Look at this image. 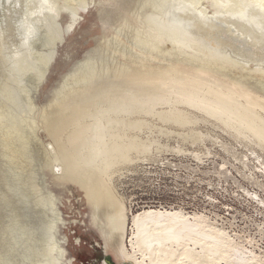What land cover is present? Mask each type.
<instances>
[{
  "label": "rangeland",
  "instance_id": "obj_1",
  "mask_svg": "<svg viewBox=\"0 0 264 264\" xmlns=\"http://www.w3.org/2000/svg\"><path fill=\"white\" fill-rule=\"evenodd\" d=\"M29 1H6L0 28V85L7 79L9 93H17L12 97L19 99L10 102L0 93V264H107L104 255L119 264L116 255L105 251L86 181L73 172L64 173L41 112L79 61L89 53L98 57L99 44L123 18L136 25L129 13L135 0H89L95 4L81 11L79 24L65 34L41 89L20 95L32 82L25 67L35 65V54L48 53L46 36L55 28L46 15L50 10L42 9L44 1ZM202 4L211 15L225 14L214 0ZM55 23L66 27L69 14L63 13ZM135 28L152 48L159 47V38L149 29ZM167 64L156 59L147 68L148 81L125 86L130 91L125 97L101 98L78 122L100 124L97 148L84 147L80 154L95 160L91 168L99 172L96 185L114 210L111 218L119 216L122 251L125 257L134 253V215L167 209L200 217L207 227L225 232L234 248L264 264V90L237 76L250 73L254 66L230 65L228 73L227 68L215 72ZM122 109H134L136 114ZM75 127L68 126L63 136L68 150ZM37 137L52 155L51 165L41 158ZM115 144L120 151L111 150ZM104 149L107 154L98 156L97 151ZM50 198L56 209L51 210ZM53 217H61V222L51 231ZM57 241L62 247L58 255Z\"/></svg>",
  "mask_w": 264,
  "mask_h": 264
},
{
  "label": "bare ground",
  "instance_id": "obj_2",
  "mask_svg": "<svg viewBox=\"0 0 264 264\" xmlns=\"http://www.w3.org/2000/svg\"><path fill=\"white\" fill-rule=\"evenodd\" d=\"M6 1L8 0H0V28L4 24ZM43 1L42 9L50 10L46 15L53 24L51 26L55 25V28L46 36L48 53L40 57L35 54V65L30 64L31 68L25 67V74L28 72L29 75L31 71L32 82L29 85L30 89H22L20 95L30 90L37 92L41 89L56 60L58 47L63 43L65 34L72 32L79 24L81 11H87L95 4L89 0H58L61 2L58 6L56 0ZM214 1L218 7L225 9V14L221 12L209 14L202 0H135L129 7V13L136 19V25H132L128 17L123 18L115 32L111 36L106 35L99 44L96 50L98 57L89 53L85 59L79 61L55 90L50 103L42 112L40 111L57 147L59 154L57 157L64 168V173L73 172L86 181L89 196L93 199L97 212L96 223L105 242V251L116 255L119 264H259L255 256H249L234 248L225 232L214 231L200 222V217L167 209H148L134 215L131 237L134 253L125 257L121 248L123 233L119 229V216L111 218L110 212L114 210L103 196V190L96 185L99 172L91 168L95 160L83 159L80 154L84 147L97 148L96 140L101 139L98 121L92 125L78 124L79 119L86 114L85 109L100 103L101 98L107 95H116L118 98L127 96L130 91L124 87L139 80L148 81L147 68L156 59L168 63V66L180 63L215 72H226L227 68L228 73L231 72L230 65L241 67L252 65L253 71L238 73L237 76L243 82H251L260 90H264V0ZM65 12L69 14L71 23L66 27L56 25L55 21ZM136 26L145 27L158 37L159 47L152 48L149 40L135 28ZM5 29L7 30V26ZM6 80L0 85V93L13 102L15 98L12 96L17 93H9L11 89ZM18 85L16 83L15 88ZM15 100L19 101L17 98ZM23 104L25 107L26 103ZM66 112H71L69 117L66 116ZM121 112L136 114L134 109H122ZM75 117L77 119H74ZM112 123L119 125L121 122L109 121V124ZM73 124H77V127L68 138L71 144V150H68L63 143V136L67 127ZM35 141L40 148L41 158L51 165L53 160L47 146L45 147L38 137ZM111 150L120 151V147L115 144ZM100 154H107V149L97 151V155ZM48 200L51 210L56 209L53 199ZM52 222L54 226L52 228L51 225V231L59 225L61 217H53ZM55 250L57 255L62 250L58 241ZM55 261L59 263L57 259Z\"/></svg>",
  "mask_w": 264,
  "mask_h": 264
},
{
  "label": "water",
  "instance_id": "obj_3",
  "mask_svg": "<svg viewBox=\"0 0 264 264\" xmlns=\"http://www.w3.org/2000/svg\"><path fill=\"white\" fill-rule=\"evenodd\" d=\"M104 259H105V261H106L108 264H116V263H114V261H113V259H112L111 256H106V255H104Z\"/></svg>",
  "mask_w": 264,
  "mask_h": 264
},
{
  "label": "crops",
  "instance_id": "obj_4",
  "mask_svg": "<svg viewBox=\"0 0 264 264\" xmlns=\"http://www.w3.org/2000/svg\"><path fill=\"white\" fill-rule=\"evenodd\" d=\"M94 1H95V0H94ZM72 32H73V31H72ZM72 32H70V33H72ZM70 33H69V34H70ZM69 34H68V35H69ZM68 35H66V37H67ZM65 39H66V38H65ZM53 65H54V64H53ZM74 67H75V66H74ZM68 73H69V72H68ZM68 73H67V74H68ZM67 74H66V75H67ZM66 75H65V76H66ZM65 76H64V77H65ZM64 77H63V78H64Z\"/></svg>",
  "mask_w": 264,
  "mask_h": 264
}]
</instances>
